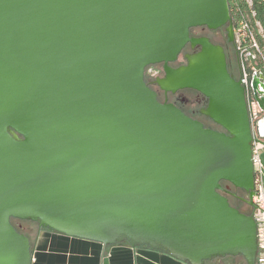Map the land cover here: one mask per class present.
Returning <instances> with one entry per match:
<instances>
[{
	"label": "water",
	"instance_id": "obj_1",
	"mask_svg": "<svg viewBox=\"0 0 264 264\" xmlns=\"http://www.w3.org/2000/svg\"><path fill=\"white\" fill-rule=\"evenodd\" d=\"M230 20L228 0H0V264H33L13 218L104 250L256 264L254 216L221 192L226 181L253 198L246 92L223 49L189 33L229 24L233 41ZM188 42L202 50L171 67ZM156 63L160 88L202 92L224 131L160 102L144 79Z\"/></svg>",
	"mask_w": 264,
	"mask_h": 264
},
{
	"label": "built area",
	"instance_id": "obj_2",
	"mask_svg": "<svg viewBox=\"0 0 264 264\" xmlns=\"http://www.w3.org/2000/svg\"><path fill=\"white\" fill-rule=\"evenodd\" d=\"M230 24L234 31V46L239 61V76L244 91L252 126L253 166H254V209L253 216L257 226L258 253L256 264H264V137L259 136L258 127L264 111L259 105L253 89L254 75L264 76V49L259 36L260 22L255 16L251 0H230Z\"/></svg>",
	"mask_w": 264,
	"mask_h": 264
},
{
	"label": "flooded vegetation",
	"instance_id": "obj_3",
	"mask_svg": "<svg viewBox=\"0 0 264 264\" xmlns=\"http://www.w3.org/2000/svg\"><path fill=\"white\" fill-rule=\"evenodd\" d=\"M228 27L229 24L224 25L222 27L210 29L205 25H198L197 27L191 28L189 33L191 38H207L211 44L213 43L215 46L221 47L224 51L229 70L237 79H240L237 52L233 41L230 40ZM201 50L202 47L200 44L192 46V44L188 42L180 53V55L178 56L177 60L169 62V65L173 68H179L183 65H186V56L190 54H196ZM164 67V63H156L150 65L146 67L144 74V79H146L148 85L152 88V90L154 89L156 91V94H158L159 101L162 103L174 104L177 108H180L191 118L198 121L200 120L202 123L205 124L207 128H210L212 130L224 131V128L221 125L216 122H213L208 116L204 114V110L207 108L209 100L202 92H198L190 88H184V90H179L176 92L169 91L168 93H166L160 88L159 84L157 83V78H163L165 76ZM236 68L238 73L235 72ZM223 186L224 189L221 192L223 195L229 198L231 205H233L245 214L253 215V198L255 191L252 195L253 198H251L248 192L235 187L229 182L223 181ZM16 220L21 221L23 219L20 220L13 218V223ZM14 225L20 231L17 224L14 223ZM39 229L41 230L43 228L39 226ZM20 233L24 232L20 231ZM124 243L128 244L126 242H123V244ZM204 264H247V262L245 258L241 255H233L221 257L214 260H207L204 262Z\"/></svg>",
	"mask_w": 264,
	"mask_h": 264
},
{
	"label": "crops",
	"instance_id": "obj_4",
	"mask_svg": "<svg viewBox=\"0 0 264 264\" xmlns=\"http://www.w3.org/2000/svg\"><path fill=\"white\" fill-rule=\"evenodd\" d=\"M32 241L33 264H186L147 246L113 244L78 239L38 229Z\"/></svg>",
	"mask_w": 264,
	"mask_h": 264
},
{
	"label": "trees",
	"instance_id": "obj_5",
	"mask_svg": "<svg viewBox=\"0 0 264 264\" xmlns=\"http://www.w3.org/2000/svg\"><path fill=\"white\" fill-rule=\"evenodd\" d=\"M228 1L231 2L230 0H228ZM251 1L253 3V7L255 9V16L257 17V19L260 22V30H262V33L259 36V40H260L261 46H263V49H264V0H251ZM262 66L264 68V64ZM263 72H264V70H263Z\"/></svg>",
	"mask_w": 264,
	"mask_h": 264
},
{
	"label": "rangeland",
	"instance_id": "obj_6",
	"mask_svg": "<svg viewBox=\"0 0 264 264\" xmlns=\"http://www.w3.org/2000/svg\"><path fill=\"white\" fill-rule=\"evenodd\" d=\"M235 70H236L235 72L238 73L237 68ZM14 223H16L20 231L26 233L31 240L35 239L37 235V231L39 229L38 222L36 223L31 220H21V221L16 220Z\"/></svg>",
	"mask_w": 264,
	"mask_h": 264
}]
</instances>
